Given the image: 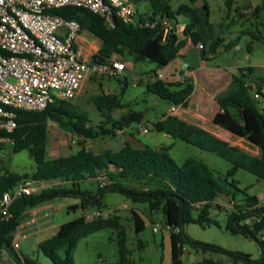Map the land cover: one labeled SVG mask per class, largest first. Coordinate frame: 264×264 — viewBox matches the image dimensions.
<instances>
[{"label":"trees","instance_id":"1","mask_svg":"<svg viewBox=\"0 0 264 264\" xmlns=\"http://www.w3.org/2000/svg\"><path fill=\"white\" fill-rule=\"evenodd\" d=\"M140 1L134 0L135 4ZM145 1L150 6L148 12L137 14L132 24L115 19L114 28L108 25L105 17L84 8L64 7L52 13L77 21L82 30H87L101 41V47L92 57V62L103 63L119 56H129L136 64L147 61L155 64V80L146 84L147 92L170 105L187 107L195 90L192 80L185 78L183 82L169 83L159 78L158 70L178 59L188 41L195 45L202 44V60L210 61L216 57L222 40L215 37L213 24L209 21L210 9L207 4L204 5L209 37L203 39L196 31L201 18L193 7L181 5L175 12L170 4L172 0ZM189 1L195 5L199 0ZM223 1L229 18L233 10L236 13L239 11L237 3L244 0ZM257 11H264V0ZM184 14L192 16L193 21L184 27L183 38H180L174 22L177 23V17ZM165 22L168 27H165ZM236 45L230 43L226 51ZM252 75L251 66L239 69L233 77L235 90L218 100L219 112L214 123L250 142L258 149L257 155L173 115H164L163 120L153 124V130L158 133L167 134L228 161L232 168L225 175H217L207 164L195 158L187 159L182 166L177 165L171 159L170 145L133 147L127 144L119 151L104 150L101 153L82 146L68 156L50 158V122L66 128L74 137L85 141L114 136L118 131L145 122L144 112L133 110L119 119L114 117L116 111L127 107L122 102L130 85L127 78L120 81V93L107 94L102 88L99 94L89 99V103L95 106L104 119L100 126L93 125L90 112L76 100L56 101L42 112H17V128L9 134L0 132V137L13 141L14 153L28 151L36 171L20 175L6 170L0 176V202L5 193H14L29 179L47 182L51 186L31 196L18 195L10 208L11 218H0V264L4 253L16 264H39L36 259L22 260L13 246L14 235L27 210L38 208L55 198L75 196L79 197L80 206L74 205L70 209L81 207L86 211L101 207L103 194L107 192L119 193L133 203L146 204L150 212H161L163 223L170 232L172 264H184L186 246L205 254L216 253L228 258L226 262L205 258L197 264H264V221H256L262 214L259 198L257 194L249 195L240 191L233 180L236 173L243 170L264 181V107L259 102L260 99L264 101V80L257 82L259 84L254 88L249 83ZM90 179L97 180L99 185L95 195L79 188L81 182ZM129 182L135 185L131 186ZM239 193L243 194L241 199L238 198ZM218 199L228 202V207L222 209L226 213V230L255 241L262 252L259 259L194 240L186 233L185 227L190 224L202 228L219 224L213 216V205ZM134 223L136 233L145 230L146 221L136 212ZM107 228L119 231V264H130L127 236L117 217L88 220L82 215L61 225L55 236L39 244V250L53 264H76L73 253L79 241ZM62 248L66 250L65 258L58 254Z\"/></svg>","mask_w":264,"mask_h":264},{"label":"rangeland","instance_id":"2","mask_svg":"<svg viewBox=\"0 0 264 264\" xmlns=\"http://www.w3.org/2000/svg\"><path fill=\"white\" fill-rule=\"evenodd\" d=\"M207 2L210 6L209 21L213 24L215 37L222 40L216 57L211 60V66L216 67L218 65L227 69L231 66H251L253 68V75L249 80L253 82L264 80V11H257V7L261 4L262 0H244L238 2L236 6L239 8V11L236 13L233 10L229 18L227 17L228 9L223 0H207ZM171 3H173L174 7L177 8L176 11H178L181 5L180 0H172L170 1ZM136 7L140 15H144L150 9L149 4L145 0L137 3ZM197 8V14L200 16L201 21L197 24L196 31L203 39H206L209 37L207 13L202 6H198ZM190 17L193 21V17L188 14L177 17L178 22H174V24L177 25L179 31H182L190 23ZM230 43H237V45L226 51V47ZM119 58L126 64L129 60V56H119ZM148 64L140 63L139 66L141 68L142 66H146V70L144 69V72L136 78H134L133 72L130 71H126L116 78L102 76L88 78L83 84L79 97L76 99V103L90 112L93 125L100 126L104 119L96 111L95 106L89 103V99L99 94L102 88L107 94L120 93V84L124 81V78H127L130 82L129 90L122 98L123 104L127 107L124 110L116 111L114 117L119 119L123 114L133 110L144 112L145 122H142L140 125L135 124L125 131H118L114 136H105L88 141L78 139L66 128L50 122L49 157H65L72 152L75 153L82 146L89 151L101 153L104 150L119 151L127 144L133 147H143L145 145L162 147L170 145L172 146L170 151L171 159L179 166H182L187 159L195 158L207 164L211 169L216 171L217 175H225L231 170V164L219 156L203 151L183 141L164 137V135L153 130V124L161 120L163 114L166 115L171 105L165 101H161L160 105H158L159 100L157 97L148 93L146 88L142 86L145 82L155 80V71L148 70ZM178 64L180 65L181 61H178ZM150 65L155 64L150 63ZM202 73L203 71L198 72L197 78L199 77L203 82L204 80L201 78ZM133 84H137V86ZM259 102L262 105L264 101L261 99ZM144 129H148V132L143 131ZM13 144V141L8 140L1 145L3 159L0 165V176L4 175L6 170L20 175L34 173L36 166L29 152L14 153ZM242 145L243 149L255 155L259 153L258 149L249 143L243 142ZM233 180L237 182L240 191H245L249 195L263 192L264 181L247 171H238ZM129 184L131 186L135 185L133 182H129ZM79 188L82 191H88L95 195L98 193L99 185L97 180L90 179L81 182ZM242 196L243 194L239 193L238 198L241 199ZM74 205L80 206L79 197L55 198L38 207L42 208L39 215L41 216L48 212L51 214L49 218H53V223L61 226L84 214L85 211L81 207L77 210L70 209ZM213 206V216L219 224L206 228L190 224L185 227L186 233L194 240L212 244L226 250L250 254L253 259H259L262 252L255 241L241 235H234L226 230V213L222 209L228 207L227 200L218 199ZM87 211H89L90 219H93L91 214L96 219L101 217L119 218V223L127 236L130 264H172L170 232L168 227L163 223L161 212H150L148 205L133 203L127 197L111 192L103 194L101 207H93ZM134 212L138 213L146 221V228L140 233H136L135 230ZM30 217H32L31 214H25L22 223H25ZM49 218L44 219V221L50 220ZM155 227L159 228V231L156 233L154 231ZM30 231L31 229L27 233H30ZM118 236V230L107 228L82 238L73 253L75 263L119 264ZM38 241L39 239L34 235H29L27 238L22 239L20 241L22 254L28 259H36L39 264H53L39 250ZM65 251V248L59 250L58 254L61 258H65ZM5 255L7 257L2 259L3 263H12V259L8 254L5 253ZM205 258L228 261L225 255L216 253L205 254L202 251H196L186 246L183 263L197 264Z\"/></svg>","mask_w":264,"mask_h":264},{"label":"built area","instance_id":"3","mask_svg":"<svg viewBox=\"0 0 264 264\" xmlns=\"http://www.w3.org/2000/svg\"><path fill=\"white\" fill-rule=\"evenodd\" d=\"M64 7L97 13L106 18L111 28L115 27V19L125 24L135 23L137 19L134 0H0V132L9 134L17 128L19 111L42 112L56 101L76 100L90 76L116 78L126 70V63L119 57L94 63L80 55L76 46L83 31L80 24L52 13ZM164 25L168 27V23ZM198 48L201 51L202 44ZM178 107L174 105L171 112L176 113ZM143 131L148 132V129ZM8 140L0 137V144ZM48 187L47 182L29 179L14 193H5L0 202V218H11L10 208L18 195L31 196ZM257 196L262 214L256 221L262 222L264 192ZM50 215L46 212L40 216L34 212L17 228L13 240L16 251L21 249L20 241L29 236L28 229L39 228L41 221ZM83 215L88 220L96 219L93 214L90 219L87 210ZM154 231L158 232L159 228L155 227ZM6 257L4 253L3 259ZM1 264L16 263L12 260V263L2 261Z\"/></svg>","mask_w":264,"mask_h":264},{"label":"crops","instance_id":"4","mask_svg":"<svg viewBox=\"0 0 264 264\" xmlns=\"http://www.w3.org/2000/svg\"><path fill=\"white\" fill-rule=\"evenodd\" d=\"M180 2L181 5H189L193 7L196 12L198 6H202V8H204L205 4H207L210 9L207 0H199L195 5H192L189 0H180ZM171 7L174 11L177 10V8L174 7L173 3H171ZM137 14H139L138 9H137ZM191 22L192 19L190 20V23ZM178 33L180 38H183L182 31L178 30ZM198 45H195L191 41H188L186 47L183 49V51L181 52V56L178 59L173 61L164 69L158 70V75L159 77L162 76V78H160L162 80L168 81L170 83L183 82L182 78L185 76L186 78L192 80V83L195 86L194 93L191 97L188 106L187 107L179 106L177 112L173 114L171 112V109L174 105L171 104L170 109L166 113V115L176 116L190 125L197 126L207 132H210L211 134L227 141L233 146L237 145L241 147L243 146L242 145L243 142L249 143L251 145V143L246 141L244 138L236 136L233 133L227 131L226 129L214 123V118L216 114L219 112L218 100L223 96H227L231 94L235 90L236 85L233 82V77L238 74L240 68H244L248 66H241V67L231 66L228 67V69L222 68L218 65L216 67H212L211 60L210 61L202 60L201 51L199 50ZM76 46L78 48L80 55L84 59L92 60V57L99 51L101 47V41L87 30H83L78 37ZM128 59L129 60L127 61L126 64L127 68L123 73H125L126 71L133 72L134 78H136L138 75L144 72L146 66L144 67L142 66L141 68L139 66L140 63L139 64L133 63L132 58L130 57ZM178 61H181L180 65L178 64ZM142 63L146 64L149 62L147 61ZM185 65L188 66V69L185 68ZM147 66H149L147 68L148 70L150 69L152 71L156 70L155 65H150L149 63ZM201 71H203V73L201 74V78L204 80L203 82L201 81V79H199V77L197 78L198 72ZM89 78H94V77L90 76ZM147 83L148 82H145V84L142 86L146 88ZM249 83L254 88H256V86L259 84L257 82H253L250 80ZM133 85L137 86V84H133ZM128 90L129 88L127 89L126 94L128 93ZM160 103L161 101L159 100L157 104L160 105ZM261 107H264V102L261 105ZM164 115L165 114L162 115L161 120L164 119ZM162 135H164V137L167 138L171 137L167 134H162ZM262 191L264 192V189ZM259 193L260 192H258L257 195ZM41 210L42 208L30 209L26 211V215L31 214L33 216L34 212L39 213ZM49 219L50 220L41 221L40 228H30L31 231L28 234L34 235L36 238L39 239L38 245L41 242L55 236L58 232L60 226H57L53 223V218H49ZM28 220H26L25 223ZM17 253L22 260L26 259V256L22 254L21 249L18 250Z\"/></svg>","mask_w":264,"mask_h":264},{"label":"water","instance_id":"5","mask_svg":"<svg viewBox=\"0 0 264 264\" xmlns=\"http://www.w3.org/2000/svg\"><path fill=\"white\" fill-rule=\"evenodd\" d=\"M164 220H166V218H164Z\"/></svg>","mask_w":264,"mask_h":264}]
</instances>
